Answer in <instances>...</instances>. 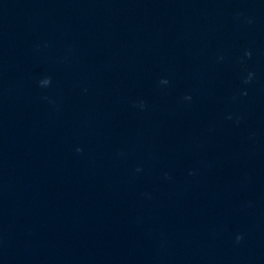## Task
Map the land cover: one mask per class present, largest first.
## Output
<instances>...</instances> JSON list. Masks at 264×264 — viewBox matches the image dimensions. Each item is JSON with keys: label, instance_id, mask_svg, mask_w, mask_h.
I'll list each match as a JSON object with an SVG mask.
<instances>
[{"label": "water", "instance_id": "1", "mask_svg": "<svg viewBox=\"0 0 264 264\" xmlns=\"http://www.w3.org/2000/svg\"><path fill=\"white\" fill-rule=\"evenodd\" d=\"M0 264H264V0H0Z\"/></svg>", "mask_w": 264, "mask_h": 264}]
</instances>
